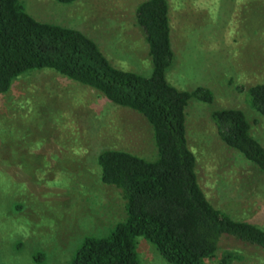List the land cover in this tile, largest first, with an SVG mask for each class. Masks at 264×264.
<instances>
[{
  "label": "rangeland",
  "instance_id": "obj_1",
  "mask_svg": "<svg viewBox=\"0 0 264 264\" xmlns=\"http://www.w3.org/2000/svg\"><path fill=\"white\" fill-rule=\"evenodd\" d=\"M141 1L20 3L38 20L88 35L113 66L148 75L151 60L135 22ZM167 2L174 56L166 79L213 93L212 103L192 99L186 108L198 182L215 207L264 229V173L218 138L210 116L213 109L243 110L264 146V116L246 93L264 81V0ZM106 148L156 156L141 114L50 69L21 74L0 94V264H70L84 236H103L124 219L119 191L102 183L96 165ZM136 249L140 264H169L142 236ZM226 253L233 255L228 264H264V249L229 235L203 264H220Z\"/></svg>",
  "mask_w": 264,
  "mask_h": 264
},
{
  "label": "trees",
  "instance_id": "obj_2",
  "mask_svg": "<svg viewBox=\"0 0 264 264\" xmlns=\"http://www.w3.org/2000/svg\"><path fill=\"white\" fill-rule=\"evenodd\" d=\"M135 22L151 60L148 75L113 66L82 31L38 20L20 0H0V94L21 74L50 69L136 111L152 128L154 159L114 148L97 153L100 180L119 191L125 216L103 236H84L70 264H140L139 236L169 264L206 263L215 257L223 235L264 249V229L215 207L198 182L186 136V108L192 99L212 103L213 93L206 86L181 90L166 79L174 56L167 0L138 3ZM246 93L251 108L264 116V81ZM210 116L218 138L264 173V146L251 134L244 111L219 108ZM26 181L19 183L26 186ZM231 257L226 253L220 264Z\"/></svg>",
  "mask_w": 264,
  "mask_h": 264
}]
</instances>
